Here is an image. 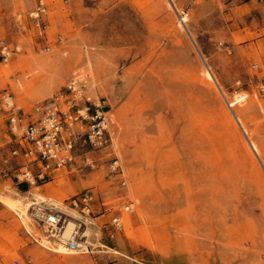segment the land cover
Instances as JSON below:
<instances>
[{"label": "rangeland", "instance_id": "rangeland-1", "mask_svg": "<svg viewBox=\"0 0 264 264\" xmlns=\"http://www.w3.org/2000/svg\"><path fill=\"white\" fill-rule=\"evenodd\" d=\"M45 1L35 18L38 0H0V103L68 109L78 72L110 140L21 183L0 111V264H264V0ZM39 208L85 221L86 247L60 251Z\"/></svg>", "mask_w": 264, "mask_h": 264}, {"label": "built area", "instance_id": "built-area-1", "mask_svg": "<svg viewBox=\"0 0 264 264\" xmlns=\"http://www.w3.org/2000/svg\"><path fill=\"white\" fill-rule=\"evenodd\" d=\"M47 12L45 0H38V6L34 11V17L39 18ZM4 52L7 53L6 47ZM85 77L76 72L68 85V98L70 106L63 109L55 103V109L47 112L43 117L25 122L24 117L17 112V107L10 94L4 95L0 103V111L8 113L10 130L18 135V146L14 147V156H23L24 162L16 169L15 178L18 182L36 185L52 173L62 169L73 160L77 145L82 139L95 146H105L110 140L109 118L100 103H94V108L88 101L83 107H78L77 94L80 89L86 87ZM112 169L119 167L118 160L112 164ZM94 194L84 191L74 195L70 199V206L80 207L85 215L91 213ZM37 214V213H36ZM40 220L47 226L51 236L60 238L64 227V213L62 211L45 212L40 210L37 214ZM85 221L77 223L66 245L74 251H81L86 246V232L83 229ZM120 218H113V225L119 227ZM88 248V246H87ZM16 264H19L17 261Z\"/></svg>", "mask_w": 264, "mask_h": 264}, {"label": "bare ground", "instance_id": "bare-ground-1", "mask_svg": "<svg viewBox=\"0 0 264 264\" xmlns=\"http://www.w3.org/2000/svg\"><path fill=\"white\" fill-rule=\"evenodd\" d=\"M243 99H245V97H243ZM243 99H241V98H239V100L238 101H240V100H243ZM237 100H235V102H238ZM8 203H9V205L11 206V207H13V208H15V207H17L18 205L15 203V202H13V201H11V200H8L7 201ZM34 203H36V202H34ZM34 203H32V204H34ZM31 204V205H32ZM29 204L27 205L26 204V206H21V211H22V213H23V215H28L27 214V210L29 211ZM40 210H43L42 208H39V209H37V211H36V213L38 214V213H40ZM27 218V217H26ZM30 218V217H29ZM75 226H76V223L73 221V220H67V219H65V221H64V227H63V229H62V232H61V234H60V241L61 242H63V243H60L61 245H60V251H62V252H64V253H75L76 251H74V250H71V249H69L65 244H64V241H66L70 236H71V234H72V232H73V230H74V228H75ZM86 234H88V232L86 231ZM48 237V236H47ZM57 241H59V240H57ZM65 246L67 247V248H65ZM66 249H69V250H66Z\"/></svg>", "mask_w": 264, "mask_h": 264}, {"label": "crops", "instance_id": "crops-1", "mask_svg": "<svg viewBox=\"0 0 264 264\" xmlns=\"http://www.w3.org/2000/svg\"><path fill=\"white\" fill-rule=\"evenodd\" d=\"M2 206H1V204H0V208H1Z\"/></svg>", "mask_w": 264, "mask_h": 264}]
</instances>
